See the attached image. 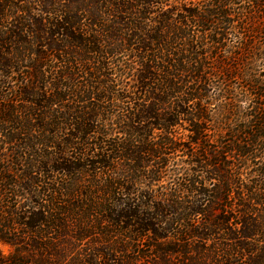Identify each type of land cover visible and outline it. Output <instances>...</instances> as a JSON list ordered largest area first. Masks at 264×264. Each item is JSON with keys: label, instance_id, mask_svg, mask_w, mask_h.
<instances>
[{"label": "trees", "instance_id": "16d2710c", "mask_svg": "<svg viewBox=\"0 0 264 264\" xmlns=\"http://www.w3.org/2000/svg\"><path fill=\"white\" fill-rule=\"evenodd\" d=\"M0 243L264 264V0H0Z\"/></svg>", "mask_w": 264, "mask_h": 264}, {"label": "rangeland", "instance_id": "374dc122", "mask_svg": "<svg viewBox=\"0 0 264 264\" xmlns=\"http://www.w3.org/2000/svg\"><path fill=\"white\" fill-rule=\"evenodd\" d=\"M180 163H182V162L180 161ZM0 248L2 249V251L4 253H7L8 250H9V247L7 245H5V244H2V243H0Z\"/></svg>", "mask_w": 264, "mask_h": 264}]
</instances>
